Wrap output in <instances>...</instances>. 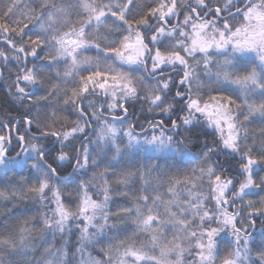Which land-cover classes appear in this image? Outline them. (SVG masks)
<instances>
[{
  "label": "snow or ice",
  "instance_id": "1",
  "mask_svg": "<svg viewBox=\"0 0 264 264\" xmlns=\"http://www.w3.org/2000/svg\"><path fill=\"white\" fill-rule=\"evenodd\" d=\"M6 80L0 264H264V0H0Z\"/></svg>",
  "mask_w": 264,
  "mask_h": 264
},
{
  "label": "trees",
  "instance_id": "2",
  "mask_svg": "<svg viewBox=\"0 0 264 264\" xmlns=\"http://www.w3.org/2000/svg\"><path fill=\"white\" fill-rule=\"evenodd\" d=\"M10 83V81H4L3 83H0V107L3 108V111H0V117L4 116L5 113L8 112V109L11 107V105L7 102L9 97L6 95L7 93V85ZM137 108H139V106H137ZM12 115H17L18 113H16L15 111H13L11 113ZM191 147V151L193 153V155H197L199 149L198 146H190ZM19 178L17 177V180ZM0 190L5 191L6 193L12 190V184L9 183L7 180H0ZM3 201H0V205H2ZM88 251H91V249H89ZM92 255L95 257L96 256V252H92ZM71 255L69 256V259H71ZM85 259H87V255H85ZM73 264H80V257L77 254L76 259L73 261Z\"/></svg>",
  "mask_w": 264,
  "mask_h": 264
}]
</instances>
